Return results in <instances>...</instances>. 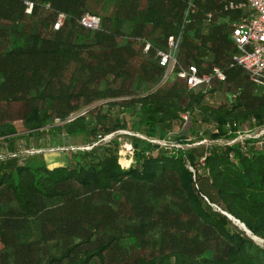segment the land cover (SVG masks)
I'll return each mask as SVG.
<instances>
[{
    "label": "trees",
    "instance_id": "1",
    "mask_svg": "<svg viewBox=\"0 0 264 264\" xmlns=\"http://www.w3.org/2000/svg\"><path fill=\"white\" fill-rule=\"evenodd\" d=\"M30 1L26 11L25 0H0V264H264V247L222 213L264 239L260 138L178 148L134 136L127 168L119 137L71 151L54 167L43 155L17 154L19 139L46 127L89 145L128 128L119 114L83 112L107 99L132 109L131 128L151 139L184 113L213 125L214 138L236 139L247 121L251 130L264 125V94L243 67L229 65L237 51L229 22L239 12L224 0H195L194 10L189 0H101L98 12L88 0ZM87 12L100 15L98 28L81 22ZM179 32V62L200 72L218 65L225 81L205 92L176 72L163 80L157 51ZM219 89L232 101L211 105L206 97Z\"/></svg>",
    "mask_w": 264,
    "mask_h": 264
},
{
    "label": "rangeland",
    "instance_id": "2",
    "mask_svg": "<svg viewBox=\"0 0 264 264\" xmlns=\"http://www.w3.org/2000/svg\"><path fill=\"white\" fill-rule=\"evenodd\" d=\"M89 5L91 6V9L93 12H98L100 9V3L101 0H88ZM175 72V71H173ZM171 72L165 81H168L170 79L177 78L176 74ZM178 79V78H177ZM256 87V86H255ZM257 88V87H256ZM257 91H261L259 88H257ZM262 92V91H261ZM230 92L224 90H217L213 93H210L206 97V101L210 103L211 105H219V104H228L232 101ZM114 100V99H112ZM126 100V96L119 97L115 99L114 101H123ZM107 100H99L88 107L84 108L83 112L87 113L90 110H99L102 109L103 112L107 113H113V114H119L120 117H123L127 123L128 128L126 129H120L116 132L108 134L106 137L100 139L98 142H94V144L89 145L88 143H83V139L81 136H77L75 138H68L64 133H57L53 134L50 133L48 130H46L49 127L44 128L45 132L40 135V137L35 138H29V139H19L17 141V154L20 155V161L23 160L25 156L28 155H43L47 163L50 165V167H53L52 164L56 163L58 165L65 163L67 156L70 154L71 151H77L78 149H91L93 146L98 145L100 143H109L112 139L119 137V140L121 141L120 146V162L122 166L125 168L129 167L131 163L133 162V146H132V137L137 136L141 137L143 139L150 140L151 138L144 135L142 131H136L131 128L132 123L136 120V116L134 114V111L132 109L125 110L120 107H108L106 104ZM123 111V112H120ZM15 128L19 131V133H26L24 130V127L21 123V120H15L13 122ZM56 124H61V122L57 119ZM253 126L250 125L249 121L242 123L239 125V135L236 139H229L228 137L221 136L220 138H214L212 137L211 133L213 131H217V129L214 130L213 125H206L202 123L199 119V116L197 114H193L189 117L188 120H184L183 123L177 122L173 130L167 131L166 133L160 132L159 137L153 139V142H157L167 145H174V144H180L182 148H188L191 146H198V145H204L205 147H208L212 144L218 143V144H225L227 142L231 141H243L245 138L249 137H257L260 138V141L257 143L258 147H264V125L262 126H256L254 129L251 130ZM193 131H198V135H196ZM186 136L189 138V140H194L193 144H181L179 142H176L175 139L176 136ZM2 152L0 153V156ZM214 208L216 210H220V207L217 204H214ZM239 226V225H238ZM240 227V226H239ZM261 246L264 247V241L258 242ZM1 246V245H0Z\"/></svg>",
    "mask_w": 264,
    "mask_h": 264
},
{
    "label": "built area",
    "instance_id": "3",
    "mask_svg": "<svg viewBox=\"0 0 264 264\" xmlns=\"http://www.w3.org/2000/svg\"><path fill=\"white\" fill-rule=\"evenodd\" d=\"M25 3L27 4L26 11H30L32 2L25 0ZM193 6H195V0H189V8L194 10ZM224 8L239 12L238 16L229 22L232 37L237 45V51L229 65L230 67H243L248 73L249 80L264 94V0H224ZM213 15V12H207L208 20H211ZM65 17L64 12L58 15L54 23L55 28H59L63 24ZM80 20L86 26L93 28H98L101 23L100 15L91 12L84 14ZM182 38L183 32L169 35L166 48H159L157 51L159 63L165 68L163 80L175 71L177 76L187 81L189 89L203 87L205 92L211 88L214 79L226 80V72L218 65H214L208 71L200 72L195 64L183 65L180 63L177 52L180 49ZM150 46L151 43L147 41L145 49H149ZM182 117L184 120H188L190 114L184 113ZM234 142L236 141L228 143ZM171 146L182 147L180 144H171Z\"/></svg>",
    "mask_w": 264,
    "mask_h": 264
},
{
    "label": "water",
    "instance_id": "4",
    "mask_svg": "<svg viewBox=\"0 0 264 264\" xmlns=\"http://www.w3.org/2000/svg\"><path fill=\"white\" fill-rule=\"evenodd\" d=\"M222 213L225 214V215H227L231 220H233V222L236 225H239V223H240L244 227L243 228L242 226L239 225L240 228L242 230H244L249 236L252 237V239H254L257 242V240L255 239V235L252 234V232L247 228V226L244 223H242L239 219L235 218L234 216H232L231 214H229V213H227L225 211H222ZM256 237H258V236H256Z\"/></svg>",
    "mask_w": 264,
    "mask_h": 264
},
{
    "label": "bare ground",
    "instance_id": "5",
    "mask_svg": "<svg viewBox=\"0 0 264 264\" xmlns=\"http://www.w3.org/2000/svg\"><path fill=\"white\" fill-rule=\"evenodd\" d=\"M240 226H242L240 223H239ZM243 227V226H242ZM244 228V227H243ZM255 239L258 241V242H263L264 239L260 238V237H256L255 236Z\"/></svg>",
    "mask_w": 264,
    "mask_h": 264
},
{
    "label": "crops",
    "instance_id": "6",
    "mask_svg": "<svg viewBox=\"0 0 264 264\" xmlns=\"http://www.w3.org/2000/svg\"><path fill=\"white\" fill-rule=\"evenodd\" d=\"M52 165H53V167H54V166H57L58 164L54 163V164H52Z\"/></svg>",
    "mask_w": 264,
    "mask_h": 264
}]
</instances>
